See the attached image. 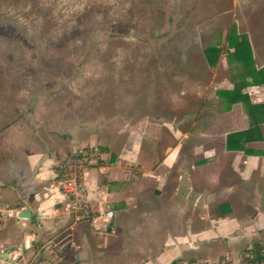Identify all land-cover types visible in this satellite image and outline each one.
<instances>
[{
  "label": "rangeland",
  "instance_id": "obj_1",
  "mask_svg": "<svg viewBox=\"0 0 264 264\" xmlns=\"http://www.w3.org/2000/svg\"><path fill=\"white\" fill-rule=\"evenodd\" d=\"M233 29L250 42L249 67L227 50ZM209 47L220 49L213 66L204 56ZM257 70L264 72V0H0V85L65 84L62 97L81 96L86 112L91 105L92 115L132 132L139 131L135 120L150 116L189 132L191 138L175 140L166 125L154 130L150 123L143 126L147 139L140 143L132 134L131 142L140 143L139 158L152 169L164 149L180 145L179 165L193 167L196 189L205 179L214 192L217 180H237L224 152L231 133L252 129L255 140L228 152L264 156V116L250 109L264 102V81L247 77ZM234 88L248 101L229 105L220 93ZM260 175V168L253 171L249 183H260L264 209ZM249 183L242 187L247 192ZM223 200L213 202L212 212ZM244 244L219 264H242Z\"/></svg>",
  "mask_w": 264,
  "mask_h": 264
},
{
  "label": "crops",
  "instance_id": "obj_2",
  "mask_svg": "<svg viewBox=\"0 0 264 264\" xmlns=\"http://www.w3.org/2000/svg\"><path fill=\"white\" fill-rule=\"evenodd\" d=\"M68 86L0 85V264H219L243 243L264 252L260 183H249L259 168L264 178V156L225 150L237 180H217L214 192L205 179L196 189L193 167L179 165L180 145L164 149L154 169L135 148L150 123L154 130L166 125L175 140L192 134L153 116L135 120L139 131L132 132L92 115L91 105L86 112L81 96L62 97ZM83 150H96L97 159L85 171L89 220L76 222L56 171L62 157ZM232 192L235 200L227 198ZM218 198L224 200L212 212ZM24 211L30 217L18 218Z\"/></svg>",
  "mask_w": 264,
  "mask_h": 264
},
{
  "label": "trees",
  "instance_id": "obj_3",
  "mask_svg": "<svg viewBox=\"0 0 264 264\" xmlns=\"http://www.w3.org/2000/svg\"><path fill=\"white\" fill-rule=\"evenodd\" d=\"M235 27V26H234ZM227 43L230 48L234 49L232 53L233 58L243 63L246 67L250 66L251 63V48L250 45L245 38V36L237 35L235 33V29H233L230 33L227 34ZM220 54V49L217 47H209L204 50V56L210 66H213ZM247 77L254 78L255 82L264 81V72L262 70L257 71H249L247 73ZM258 76V77H257ZM257 85V83H255ZM220 94L225 97L227 103L232 105L239 100L248 101V95L243 93L240 89L234 88L232 90L222 91ZM250 109L252 114H256L258 116H264V103L262 104H252L250 105ZM255 132L252 129L231 133L227 136L226 147L228 151H234L236 149H240L243 141H253ZM93 155V157H97L96 150H83ZM225 206V205H223ZM226 210L222 211L223 214L229 213L228 205H226ZM246 253L243 262L247 264H260L264 262V252L262 247L258 243H254L250 249L246 250Z\"/></svg>",
  "mask_w": 264,
  "mask_h": 264
},
{
  "label": "built area",
  "instance_id": "obj_4",
  "mask_svg": "<svg viewBox=\"0 0 264 264\" xmlns=\"http://www.w3.org/2000/svg\"><path fill=\"white\" fill-rule=\"evenodd\" d=\"M228 51H232L227 46ZM93 155L86 151H76L62 157L57 163V179L60 189L69 199L76 222L89 220V203L86 200L85 171L91 165ZM112 211L106 212L112 218ZM247 264V263H242ZM264 264V262L260 263Z\"/></svg>",
  "mask_w": 264,
  "mask_h": 264
},
{
  "label": "water",
  "instance_id": "obj_5",
  "mask_svg": "<svg viewBox=\"0 0 264 264\" xmlns=\"http://www.w3.org/2000/svg\"><path fill=\"white\" fill-rule=\"evenodd\" d=\"M17 217L18 218H29L30 217V213H29V211H24V212H21V213H17Z\"/></svg>",
  "mask_w": 264,
  "mask_h": 264
}]
</instances>
